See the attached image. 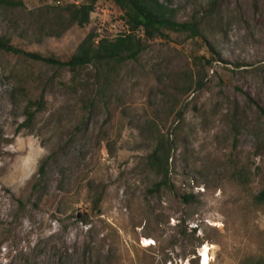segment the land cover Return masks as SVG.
Instances as JSON below:
<instances>
[{
    "label": "rangeland",
    "instance_id": "obj_1",
    "mask_svg": "<svg viewBox=\"0 0 264 264\" xmlns=\"http://www.w3.org/2000/svg\"><path fill=\"white\" fill-rule=\"evenodd\" d=\"M6 1L0 39L45 59L127 31L110 0L84 28L67 8L86 0ZM168 1L220 61L173 32L106 79L0 51V264H200L205 245L210 264H264V0ZM29 100L41 107L22 128ZM159 139L171 188L153 192Z\"/></svg>",
    "mask_w": 264,
    "mask_h": 264
},
{
    "label": "trees",
    "instance_id": "obj_2",
    "mask_svg": "<svg viewBox=\"0 0 264 264\" xmlns=\"http://www.w3.org/2000/svg\"><path fill=\"white\" fill-rule=\"evenodd\" d=\"M97 0H86V3L80 6L71 5L67 8L69 23L79 28H84L89 24L90 15L94 11ZM116 9L121 13L123 22L127 28L126 33L120 34L113 40L105 38L98 39V35L90 32L80 42L75 53L66 61L60 62L53 59L42 58L36 53H26L16 49L9 44L8 40L0 39V51L22 55L30 60L42 61L46 64H54L68 68L75 72L80 68L95 66L98 74L103 73V77L109 73V69H116L127 61H136L144 52L149 49L150 43L157 39L167 37L166 32L182 34L187 39L196 40L210 55L209 59L200 56L204 63L211 64L212 61H220V57L215 53L214 47L208 42L204 33L201 31L197 20L179 22L176 18V11L170 7L169 1L164 0H110ZM6 0H0V5H6ZM216 56V57H215ZM198 59V62H201ZM199 65H202L199 63ZM204 67L196 72V85L202 86V73ZM192 78V77H191ZM106 79V77H105ZM256 108L264 120V109L257 104ZM36 106V110H32ZM41 107L40 102L28 101L25 108V121L20 127H31L38 110ZM171 144L162 139L157 140L154 149L146 157V164L160 181L153 185L151 191L157 192L161 188H171L168 174V160L171 153ZM52 157V156H51ZM50 156L43 159L36 173L41 179L44 176L45 168L48 165ZM39 182V181H38ZM34 187H37L35 183ZM187 201V196H183ZM258 201L264 200V190L257 198ZM261 264V263H255Z\"/></svg>",
    "mask_w": 264,
    "mask_h": 264
},
{
    "label": "bare ground",
    "instance_id": "obj_3",
    "mask_svg": "<svg viewBox=\"0 0 264 264\" xmlns=\"http://www.w3.org/2000/svg\"><path fill=\"white\" fill-rule=\"evenodd\" d=\"M214 249L213 246L210 245H205L201 250H200V264H210L212 258L210 256L211 250Z\"/></svg>",
    "mask_w": 264,
    "mask_h": 264
}]
</instances>
